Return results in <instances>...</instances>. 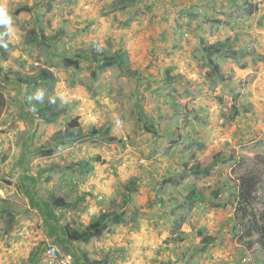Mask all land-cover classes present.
<instances>
[{"label":"crops","instance_id":"crops-1","mask_svg":"<svg viewBox=\"0 0 264 264\" xmlns=\"http://www.w3.org/2000/svg\"><path fill=\"white\" fill-rule=\"evenodd\" d=\"M236 1L241 6L245 0ZM250 1L252 3L256 2V0H248V2ZM227 2L231 6L230 0H227ZM61 6L63 9L66 8L64 2ZM217 7L221 8V5L218 4ZM258 7V12L252 17L248 18L241 14L236 18L230 14L232 20L227 18L221 21L220 24L222 25L215 20L221 13L218 12L214 16L215 13L203 12L206 21L202 23L203 29L199 30L198 38L205 37L202 40H210L214 43L229 39L233 45L236 43V47L239 42L240 44H247L248 41H252L260 47L257 48L254 45L255 50L252 54L247 55L248 58L244 61V66L239 63L231 64V60L222 63L219 66L218 75H222L224 81L220 82L218 77L210 74V69L206 66L204 60V54L193 51L192 48L195 45L191 42L192 31L187 33L188 30H185V28L189 29L190 27L186 23L181 28L183 37L184 35L187 37V34H189L186 39H181L179 33L172 36L173 38L176 36L174 40L181 47L179 50L166 45L172 40V34L167 35L166 40H168L167 43L163 42L164 47L156 49L158 53L154 55L156 56L155 60H157L158 54L164 55H160V59L153 62L155 65L152 69H149V75L142 80V84L137 87L138 82L135 79L133 81L132 76H129V78L127 76L121 77L122 83L119 84L117 89L111 91L112 93L109 91L112 82L106 83L107 80H101L102 74L97 75L95 80L92 79L91 75V72L95 71L98 65L101 64V60L106 53L124 52L128 57V62L133 63L134 68L145 66L146 62L151 63L153 61L154 56L152 55V57L148 56L147 59L145 56L144 59H138L134 51L130 50L129 39L131 37H128L125 31L135 30L136 24L139 23L135 17L132 18V22L127 23L128 27H124L126 18L118 14L101 19L96 18L95 20L82 15L79 16L82 19L77 20L76 12L73 16L66 17L71 23L76 24L75 30L72 31L75 38L72 42L74 52L76 50L84 52L83 55L89 57V61L83 60L79 63V65L84 64L90 68L89 76L92 80L90 82L91 91L89 90L88 93L83 86L76 84V69L56 64L58 59L53 61L51 67H48L49 64L43 63V61H41V64L34 63L32 57L40 56L44 58L45 55L43 54L49 48L53 50L54 53L50 50L52 54H58L63 46L68 48L65 44V40H67L65 36V40L62 37L57 41V38L51 40L44 47L29 45L28 39L32 35V33H29L30 30L35 29L36 33H39L36 26H42L43 29L46 23L44 22L45 19L38 22L36 17L33 20L29 14L21 13L19 18H23L24 21L20 22L17 16L13 18L6 17L15 16V10H13V13L9 9L3 15L0 13V20L4 23L5 29L4 40L10 45L7 49L8 58L4 61L0 59V68L4 73L0 77V82L4 84V97H8L7 100L11 101L8 102L11 105H5L0 115V172L9 175L5 178L0 177V264H43L42 255L46 245H54L61 253L72 255L74 264L97 262L100 264L190 263L185 258L190 257L194 236L185 239L187 234L184 232H188V226H181L179 229V233H183L181 243L173 246L169 244V239L166 243L168 245L158 246L156 237L150 233L152 232L150 224L145 227L148 231H145L138 221L124 224L126 209L137 208L131 203L129 205V201L145 197V191L146 194H149L147 196L150 201L162 200V205L157 203L154 206L160 210L161 214L169 213L166 210L175 208L171 200L173 198L180 199L181 195L184 197L189 192L188 186L195 184L192 180L194 177L191 176L192 173L190 172L187 176H184V179L182 178L180 174L184 169L183 167L192 166L191 160L195 158V153H200L208 148L207 143H203V140L206 138L205 133L209 134L207 131H209L210 126L216 128L218 127L217 124L221 123V127H223L222 123L225 119L229 117L234 119L238 116L236 109L239 108V102L242 98L247 99L250 103L251 119L254 117V120L264 118V61L257 65L252 64L255 57H264V1L262 4H258ZM29 19L33 21L29 22ZM224 22L229 23V25H225ZM22 25L25 27L21 31L15 28ZM206 25L210 26L207 27ZM224 25L226 27H223ZM47 32L43 30L46 38L53 36L52 32ZM246 34L248 38L245 37ZM30 48L32 49L31 54L28 52ZM39 48L41 52H38ZM17 57H27L24 66L16 64L15 61H20L17 60ZM132 57L137 61L132 60ZM201 57L204 58L201 59ZM195 58H198V60ZM38 65L48 67L54 73L56 83L51 94L56 96L59 101L76 102L75 109L72 107L66 115H61L56 122L50 124L41 121L36 111L32 110L33 105L44 99V95L42 96L33 91L29 93L28 87L18 80L19 75L22 73H34L36 70L34 67ZM133 67L131 66V68ZM110 71L114 74L116 70ZM79 72H84V70L80 68ZM11 76H14V80L7 81L3 79ZM168 78L171 80H169L170 82L166 81ZM246 81L249 84L243 87ZM239 83H242V87L236 89ZM136 87L140 93H137V96L133 97L135 100L132 101L130 97L135 91L137 92ZM227 87L232 88L233 95L229 94ZM28 94L29 98L27 99ZM242 94L244 95L242 96ZM227 102L230 109L225 106ZM145 106L147 108H143ZM142 108L146 111L144 112ZM135 111L137 114H143L144 118L142 120L155 119L159 121L155 125H158L162 131L158 133V127H155V135L144 130L141 132L140 130L127 128V122L122 120V116H131ZM225 111H228L229 114L223 113ZM83 117L85 120H92V123L96 125L91 127L90 131L98 129L101 132L99 135L91 136L89 135L90 131L86 133L87 128L84 130L79 127L84 133L82 139L89 137L92 140H101L100 135L107 128L109 129L108 137L122 139L125 142L128 141L131 133L137 135L138 139L135 146L128 150V143L122 145L109 142L104 145L105 142L102 141V146L101 143L98 144V141H96V145L89 150L93 153L89 155L90 158L87 155L86 158L83 155L76 157V153L73 152L75 142L71 144L63 143L61 136L64 134L68 122L74 119L79 121ZM117 119L122 120V127L118 133H116L117 130L116 132L114 130ZM183 119L186 120L187 125L192 127V130L185 132L189 136L184 139L181 132L176 129L177 132H173L174 138L170 139L168 134L174 130L172 126L176 127L178 123H183ZM143 125L144 123L140 127ZM75 130L78 131V129ZM222 132V129L215 131L217 135H220L218 137L219 142L223 139H229L230 134L232 139H235L233 138L235 135L233 131L230 134ZM254 132H258V130L254 129L247 135ZM191 134L194 136H191ZM76 144H78V141H76ZM68 145L72 149H65ZM49 149H56L55 151L62 149L58 161L53 162L55 165L52 166L49 165L51 161L46 159L52 156L55 151L51 155H45ZM143 149L145 154L141 155L144 158L141 159L138 153H143ZM120 150L126 157H123L122 154L119 155ZM156 150L167 153L170 162L164 163L165 161L163 162L156 157ZM36 153H41V156L45 158V161H43L45 166L42 165L40 160L31 161ZM131 153L135 154L132 155ZM93 155L95 157H92ZM96 155L102 156L100 161H97ZM144 161L146 164L144 166L140 164L142 167L138 170V162L142 163ZM169 165L172 166L171 171L176 173L171 176L172 181L170 182L166 181V171H168ZM63 166H72L78 175L86 177L87 185L82 190L86 192L88 198H104L107 201L108 197L114 192L115 185H117L123 188L121 189L124 190L123 192L127 193L125 197H127L128 203L121 205L122 209H113L110 206L102 212L93 209L83 210L79 206H76L79 208V212H76V207L53 209L48 200L49 193L52 190L49 177L54 171ZM112 174L115 175V178ZM162 182H166V185L158 191L157 189ZM128 183H132V191L126 190ZM175 183L178 185L174 186ZM126 185L127 187L124 189ZM14 195L21 197L23 202L18 204L16 200L14 201ZM118 202L114 203L117 204ZM88 204L90 206L91 201ZM193 210L195 212L200 211L197 207ZM113 212H118V214L123 212L121 223H114L112 220L115 217H110L105 226L111 225V228L106 227L103 234L96 240H89L88 242L68 240L66 236L67 226L75 227L78 224L86 226L93 218L96 219L103 213L111 215ZM38 217L40 220H38ZM114 225L116 226L114 227ZM16 228H26L28 230L31 238L26 241L29 245H25L26 248H31L30 252L34 248L35 257H31L32 253L27 256L20 254L19 247L22 241L18 233L14 232ZM189 232L191 233V230ZM13 235H17L16 238ZM183 257H185L184 262ZM204 263L206 264V262ZM190 264H194V262Z\"/></svg>","mask_w":264,"mask_h":264},{"label":"rangeland","instance_id":"rangeland-1","mask_svg":"<svg viewBox=\"0 0 264 264\" xmlns=\"http://www.w3.org/2000/svg\"><path fill=\"white\" fill-rule=\"evenodd\" d=\"M62 2H64V4L66 5L65 9H63L61 6ZM36 4H43V6L41 8L37 7L32 14H29V16H31L33 20L34 17L39 18L40 21L45 19L44 22L46 23L43 27V30L48 31L49 33L52 32L53 35H57L58 36L57 41L62 37L64 40L66 38L67 40H65V42H68L70 45H73L72 42L75 39L73 37L72 31L75 30L76 24L71 23L70 20L66 17L73 16L75 12H76L77 20L82 19L81 17H79L80 15L84 17L94 18L95 20L96 18L101 19L106 16L118 14L126 18L124 27H128L127 23L129 21L132 22V18L135 17L136 21H139V23L136 24L137 27L135 28V30L131 29V30H126L125 32L126 34H128V37H131V39H129L130 40L129 45H131L130 50L134 51V54H136V57H138V59H144V56L147 59L148 56L152 57L156 55L158 53L156 49L164 47L161 38L166 39L167 35L169 34H172L171 37L174 36L173 34H175L179 30L178 28L181 27L180 25L181 24L184 25L187 22L191 23L190 28L189 29L185 28V30H188L187 33L192 31L191 42L192 44L195 45L194 48H192L193 51H199L200 49H203L202 45L214 44V42L210 40H206V41L202 40L205 39V37L203 38L197 37L199 30L201 28L203 29L202 23L206 21V18L203 16L204 11L208 12L209 14L215 13L214 16L217 15L218 12L221 13V15L216 17V19H218L217 21H224L227 18H231L230 14L236 18L242 14L237 10L235 11L229 8V4L227 0H63V1L62 0H29V2L28 0H0V13L1 15H3V13H5L8 9L13 13V10H15L20 5L33 6ZM119 4L122 5V8L121 5ZM218 4L221 5V8L217 7ZM145 7H149L150 10H147ZM196 11L198 12L199 16L197 18H194L191 15ZM62 12L64 13L62 14ZM16 16L19 18L20 14L10 17L6 16V17L13 18ZM19 20L20 22L24 21L23 18H19ZM33 20L29 19L28 21L31 22ZM225 25L228 26L229 23H225ZM225 25L223 27H226ZM206 26L209 27L210 25H206ZM23 27L25 26L24 25L16 26L15 28L18 31H21ZM166 31H168L169 33H167ZM258 33L256 34L258 35ZM188 36L189 34H187V37ZM187 37L184 35V37L181 36V39H186ZM245 37L248 38V35L246 34ZM175 38L172 37V40H170L169 44L166 42L168 39L164 42L167 43L166 45L168 47L171 46L175 47L174 45H177L176 47L178 48V42L174 40ZM230 45L233 48V50L236 51L238 54L236 57H234L233 60H231L232 62L230 63L231 64L239 63L240 65L243 66L245 65L244 61L248 58L247 55L252 54L254 52L255 50L254 45L257 48H260L255 44V42L252 41H248L247 44H240L239 42L237 47H236V43L233 45V43L231 42ZM202 54H204V56L207 58V54L203 53V50H202ZM257 54L260 55L259 53ZM160 55H164V54H158L157 60L160 59ZM211 55L212 58L217 59V56H215L214 54ZM196 59L198 60V58ZM132 60L137 61L134 57H132ZM263 61H264V57H257V58L255 57L254 63L252 64L257 65ZM139 63L140 62L138 61V64ZM132 64L133 63H130V65L133 67ZM154 65L155 64L153 63L149 64L146 62L145 66H137L136 68L134 67L132 68L133 69L132 71L135 70L138 71L137 74L139 75L138 78L140 83L138 82L137 87L141 85L142 80H144L146 76L149 75V69H152ZM80 68L83 69L84 72L76 71V84H80L81 86H83L85 90L89 93V90L91 91L90 82L92 80L91 77L89 76L90 68H88L84 64H81ZM112 73L113 72H111L110 70L101 73L102 74L101 80L102 79L107 80L105 81L106 83L112 82V86L109 88L110 92L114 91V89H117L119 84L122 83L121 77L117 75L115 72L114 74ZM15 77H17V75H15ZM3 79H6L7 81L14 80V76H11L9 78L4 77ZM131 79L134 81L133 77H131ZM246 84H249V82L246 81L243 87H246ZM241 87H242V83H239L236 89H240ZM228 90H229V94L232 95L234 94L232 88H228ZM41 91L44 92V90ZM136 93H140L138 89ZM223 94L226 95L225 93ZM243 95L244 94H242V96ZM7 98L8 97H6L5 99V105H11L8 104V102L11 101L7 100ZM134 100L135 99L132 98V101ZM59 105L60 108L66 107L69 110H71L72 107L73 109L76 108V102L73 103L71 101L68 102L60 101V103H58L57 106ZM225 106L227 109H230V107L228 106V102L225 103ZM143 108H147V106ZM143 108L142 110L145 112L146 110ZM250 110L251 108L249 101L247 99L245 100L242 98L241 102H239V108L236 109V114H238V116L234 119L230 117L225 119L222 123L223 127H221V123H218L217 124L218 127L216 128L210 126L209 131H207V133L209 134L205 133L204 136H206V138L203 140V143L205 144L207 143L208 148L202 150V152L200 153H195V158L191 160L192 165H199L198 163L202 159L208 160L214 156H218V161L216 165L213 166L212 171L209 172L210 174L208 175V177L204 178L201 176L200 177L195 176V174L193 173L191 174V176L194 177L192 178V180L195 183L194 184L195 187H197L196 189H200L204 191L205 197L209 195L210 193L209 189L211 188H219L223 192L232 193L233 188L231 186V183H229V181H231L233 177H239L240 175H244L243 173L245 171H249L248 166L250 165H254V167H256V165L260 164V163L256 164L255 161L264 162V118L260 119V117H258L260 120H254L255 118L254 117L251 119L252 115H250L251 113ZM223 113L229 114L228 111H225ZM140 115L143 116V114ZM133 117H134V112L131 114V116H122L123 118L122 120H125L127 122V127L129 129L132 128ZM74 120L76 121V119ZM122 120L119 121L121 122ZM183 121H184L183 123L182 122L178 123L176 127L172 126L174 130L172 132H169L168 134L170 139L174 138L173 132H177L176 129H178V132H181V134L183 135L182 137H184V139H186L187 136H189L185 132L192 130V127L190 125H187L188 123L186 124L185 119H183ZM145 122H148V124H153L155 127H158L157 129L158 133L162 131L158 125L157 126L155 125L159 121L154 119V120H145L143 122V120H141L140 126L142 123L147 124ZM77 123L81 129L85 130L87 128L86 133L90 131L91 127L96 126L92 123V120H85L84 117L81 120L79 119ZM217 129H222L223 130L222 133H226V134H230L232 133L231 131H233V133L235 134L233 138L235 139L233 140L230 134V138L232 140H229L230 138L229 139L227 138L229 141L227 139H223L219 142L218 137L220 135H217V133H215ZM254 129H257L258 132H254L247 135ZM114 130L116 132L115 127ZM137 130L143 132L142 128H139ZM118 132H120V130L119 131L117 130L116 133ZM191 136L194 135L191 134ZM137 139L138 136L131 133L130 137H128V141L126 142L124 141L125 143H128V148H129L128 150L132 149L135 146ZM96 141H98V144L102 142V140L100 139L92 140V138L89 137L78 140L79 145L76 144L75 141V147L73 149V152L76 153V157L83 155V157L86 158L85 156L87 155V157L90 158L91 156L89 155L93 153L90 152L89 150L96 145ZM167 142L169 141L167 140ZM103 143H101V145ZM106 144L108 143L105 142L104 145ZM65 149H72V147L68 145L66 146ZM54 153L52 156L46 159L48 161H51V163L49 164L51 166L55 165V163L53 162L58 161V158L62 153V149H57V151H55ZM121 154L123 155V157H126V155L120 150L119 155ZM131 154L134 155L135 153H131ZM144 154H145L144 149H143V153L142 152L138 153L141 159H144L141 156ZM96 156L98 158L97 161H100L102 156L101 155H96ZM155 156L161 159V161L163 162L165 161L164 163L170 162L169 155L167 153H164L163 151L160 152L156 150ZM92 157H95V155H93ZM34 160L42 161L41 162L42 165L45 166V163L43 162L45 161V158L41 156V153L40 154L36 153L31 161ZM138 164L139 167L137 166V169L140 170L141 167L144 166L146 163L144 161L142 163L138 162ZM140 164L143 165L141 166ZM70 168L72 169L73 167L72 166L60 167L50 175L49 182L52 184L53 190L56 185L63 182L65 186L63 187L62 190L63 192L60 193L65 194L64 196H67L68 199H71L72 195L74 196L82 195L81 197H83V200L77 205L79 206V208L81 207L83 210L93 209L94 211L98 210L99 212H102V211H106L107 208L110 206H112L113 209H119L121 205L126 204L124 203L125 199L123 197H125L127 193L123 192L124 190L123 191L121 190L123 188L117 185H115V190L112 193V195L108 197L107 201H105L104 198L101 199H96L97 197L96 198L92 197L91 199L88 198L86 192L82 190L83 187L87 185L86 177L80 174L79 176L74 168L72 170L75 173L70 172L69 170ZM256 168L259 169L260 165L257 166ZM232 170H234L233 175L230 174L233 172ZM7 176L9 175H6L4 173L2 174L0 172V177L5 178ZM112 176L114 177L115 175L112 174ZM262 177L264 178V175H262ZM129 184L130 183H128V185ZM126 187L127 185L125 186L124 189H126ZM144 193H145L144 194L145 197L139 198L138 200L129 201V205L131 203L137 206V208L135 209L133 208L132 210L126 209L124 224L127 223L130 224V223H134L135 221H138L143 226V229L145 231H148V229L145 227L150 224L152 226L150 227L152 231L150 233H152V235L156 237L158 246L168 245L166 244L168 243L167 242L168 239H174L173 241L169 242V244L173 246H176L177 244L181 243L180 240L178 242L175 241L177 238H183L181 237L183 233H179L180 232L179 229L181 226H188L189 227L188 232L187 233L184 232L185 234H187L185 239L187 240L188 238L194 236L193 238L194 244H191V247L193 248L192 251L190 250L191 253L190 257H186V258L183 257V259L184 258L188 259L190 263L199 262L202 259L205 260L207 258L206 251L208 250V255L211 257V261L205 260L206 264H264V252L261 255L260 263H258V259H260V257L256 256L255 254H248L246 249H244L241 246L238 238L239 231L232 229L231 226L232 223L228 225L226 224L229 218L232 216L229 207L220 209V208L210 207V205L205 203L199 212L197 211L194 214L188 213V215L186 216V221L177 229L176 219L180 215L178 213H181L180 210L177 208L176 210L174 208H170L171 210H166L169 213L171 212L170 214L169 213L161 214L160 210L157 207L154 208L148 207L149 194H146V191ZM222 196H224V193L221 195V197ZM13 200L14 201L16 200L18 204H21L23 202L21 200V197H19L18 195H14ZM89 201H91L90 206L88 204ZM114 202H118V203L115 204ZM260 206L261 209L258 206L259 210H261L262 214H264V201L263 203H260ZM79 208L76 207V212H79ZM173 210H175L174 214H173ZM94 219L95 218H93V220ZM38 220H40L39 217ZM115 226L116 225H114V227ZM106 227L111 228V225L110 226L107 225ZM16 229H20V228H16ZM189 230H191V233L189 232ZM199 233L200 235H198ZM13 236L16 238L17 235H13ZM203 237H207V239L210 238L213 240L210 244H208V246L205 247V251L201 249L203 246L202 244ZM29 238H31V236H29L27 239L20 238L22 244L20 245L19 249H20V254L23 256L24 255L27 256L29 255V253L35 252L34 248L32 249L31 252H30L31 248H26V245H29L28 242H26ZM92 240H96V238H93ZM34 247H36V245H34ZM185 259L183 260V262L185 261Z\"/></svg>","mask_w":264,"mask_h":264},{"label":"trees","instance_id":"trees-1","mask_svg":"<svg viewBox=\"0 0 264 264\" xmlns=\"http://www.w3.org/2000/svg\"><path fill=\"white\" fill-rule=\"evenodd\" d=\"M236 0H230L229 8L232 10L241 11L242 15L245 17H252L254 14L258 12V1L255 3H252L251 1L248 2V0L243 1V4L239 6V3H237ZM121 5V4H119ZM43 4H37L33 5L31 7H27L26 5H20L15 9L14 14L19 15L21 13H27L30 14L34 12V10L37 7H42ZM122 8V5H121ZM147 10H150L149 7H145ZM194 18H197L199 14L197 12L192 13L191 15ZM217 23H221V21H217L218 19H215ZM37 21L40 22L39 18H37ZM178 31L174 34H181V28L183 24L180 25ZM187 26L190 27L191 23L187 22ZM36 29L39 30V33H36L35 29L30 30L29 33H32L34 36H30L31 38L28 39L29 45H35V46H41L44 47L48 45V43L51 40H55L58 38L57 35H53L52 37H45L43 34L42 26L37 25ZM168 33V32H167ZM5 35V29H4V23L0 20V36L2 38V41L0 42V59L2 61L6 60L8 58L7 56V49L10 47V45L4 40ZM61 35V34H59ZM162 41H166V39L161 38ZM230 40H224L222 42H216L212 45H202L203 49H198L200 54L203 53L207 54V58L201 57V59L204 58L206 62V66L210 69V74L218 77L219 81H224L222 75H218L219 73V65L222 63H225L227 60H233L234 57H236L238 54L236 51L233 50V48L230 45ZM66 47H61L58 54H52L54 53L52 49H48V51H45L43 55L44 58H41L40 56H34L32 57L34 59V63L41 64V61L43 63H47L48 67H51L53 61L55 59H58L56 64H62L64 67H72L76 69V71L80 70L79 63L83 60L89 61V57L83 55L84 52H74L73 46L70 45L68 42H65ZM69 44V46H68ZM172 46L173 49L179 50L181 47L178 45ZM50 50L52 53H50ZM59 50V49H57ZM29 54L32 53V49H28ZM38 52H41V49H38ZM214 54L217 56V59L212 58V55ZM22 58V59H21ZM27 57H17V60L15 61L17 65L24 66L26 63ZM156 56L153 57V61L151 63L155 62ZM196 59V58H195ZM95 61V60H91ZM127 63V65H126ZM125 64V65H124ZM150 64V63H149ZM130 63L128 62V57L124 52L121 51H115L113 53H106L105 56L101 60V64L98 65V68H96L95 71L91 72L92 79H97V75L101 74L102 72L106 70H116L115 73L119 75L120 77L129 78V76H132L135 81L139 82L137 70L132 71V68L130 67ZM48 67H41V66H35L36 69L34 73H22L18 77V80L26 85L28 87V92L31 93L37 92L40 95H44V99L41 101L39 100L37 104L33 105V111H36L41 121L50 124L57 121L61 115H64L69 110L66 107L60 108V105L57 106L60 101L56 96H54L52 93V89L54 88V85L56 83V79L54 77V73L49 70ZM9 73V72H8ZM4 75L3 71L0 68V76L2 77ZM170 79H166V81H169ZM137 89V87H136ZM41 90H44L41 91ZM4 84L0 82V115L2 113V110L5 107V99L4 98ZM47 92V94H45ZM49 92V93H48ZM47 95V96H46ZM137 96V93L135 91L134 94L130 97L132 99L134 96ZM29 98V94L27 96V99ZM141 113L137 114V112H134L133 117V123H132V130H137L139 128H142L146 132H150V134H155L156 130L154 129L155 126L153 124H148V122H145L147 124H144L142 127L140 126L141 120L144 118L140 115ZM145 120H143L144 122ZM66 129L64 134L61 136L63 143H73L75 141H78L83 138L84 133H82L81 129L79 128V125L77 123V120H72L66 124ZM73 128V129H72ZM128 128V127H127ZM148 128V129H147ZM75 129H78L76 131ZM101 130L98 129H92L89 132V135L95 136L99 135ZM153 132V133H152ZM109 129H106L104 133L101 136V140L103 142L109 143V142H116L120 143L122 145L125 144V142L122 139H117L115 137H108ZM156 135V134H155ZM193 145V144H192ZM56 149H49L46 151L45 155H51ZM197 151V149H195ZM230 159V158H229ZM184 160V158H183ZM218 161V156H214L208 160H200L198 163L199 165H192L190 167L184 166L183 171L181 172V176L184 179V176H187L188 173H193L195 176H201V177H208L210 174L209 172L212 171V168L214 165H216ZM256 164L260 165V168L257 169L256 167L259 165H250L248 166L249 171H245L243 174L239 177H233L229 183H231V186L233 188V192H223L219 188H211L209 189V195L205 197L204 191L202 190H196L195 185H189V192L184 197L178 199L173 198L171 200V203L176 208L180 210L181 213L176 219L177 229L186 221V216L189 214H194L195 210L194 208L199 210L202 209L203 205L206 203L210 205V207L214 208H225L229 207L231 210V217L229 218L228 222L226 223L231 224L233 230L239 231L238 238L240 241L241 246L246 249L248 254H255L256 256H259L260 259H258V263H260L261 255L264 252V214H262V211L259 210V207L261 209L260 203H263L264 201V178L262 175H264V162L263 161H255ZM155 163V162H154ZM73 169V168H72ZM71 168L69 169L70 172L75 173ZM168 171H166V181L170 182L172 181L171 176L173 174H176L172 170V166L169 165L167 168ZM245 169V168H244ZM233 172L230 173L231 175L234 174ZM72 178V177H71ZM166 185V182H162L160 184V187L157 189L158 191L163 188V186ZM178 184L175 183L174 186H177ZM65 184L63 182L59 183L54 187H52L51 192L49 193L48 200L51 205V207L55 210L63 209V208H71L76 207L82 200L83 197L81 196H74L72 195L71 199H68L67 196H64L65 194H61L60 192H63V187ZM222 188V187H221ZM225 189V188H224ZM127 191H132L133 186L132 183H130L126 189ZM197 192H196V191ZM182 191V189H181ZM224 193V196L221 197V195ZM127 197L124 199V203H127L126 200ZM159 203L162 205V200L157 201H148V207H154L155 204ZM259 206V207H258ZM121 209L123 207H120ZM174 214V210H173ZM115 217L112 221L116 224H120L123 212L118 214V212H113L111 215L108 213H103L99 215L96 219L91 221L88 225L83 226L82 224H78L75 227H66V236L68 240L73 242H88L92 238H98L100 237L104 230H105V224L108 221L110 217ZM82 227V228H81ZM169 240V239H168ZM174 239H170L168 242L173 241ZM182 241V238H177L175 241ZM213 240L207 237H203L202 239V250L205 251V247L208 246ZM207 258L205 260L211 261V257L208 255V250L206 251ZM36 252L32 253L31 257H35ZM204 259H202L199 262H195L194 264H204ZM203 261V262H202ZM257 261V259H256ZM202 262V263H200ZM91 264H100V263H91Z\"/></svg>","mask_w":264,"mask_h":264},{"label":"built area","instance_id":"built-area-1","mask_svg":"<svg viewBox=\"0 0 264 264\" xmlns=\"http://www.w3.org/2000/svg\"><path fill=\"white\" fill-rule=\"evenodd\" d=\"M259 3L263 0H257ZM117 130L121 129V122L117 120L115 122ZM28 231H24V235H28ZM44 264H74L73 259L68 254H61L54 246H47L44 252Z\"/></svg>","mask_w":264,"mask_h":264},{"label":"clouds","instance_id":"clouds-1","mask_svg":"<svg viewBox=\"0 0 264 264\" xmlns=\"http://www.w3.org/2000/svg\"><path fill=\"white\" fill-rule=\"evenodd\" d=\"M257 1V0H256ZM263 2V1H262ZM261 3V2H260ZM37 5V4H36ZM117 121V120H116ZM114 127H115V125H114ZM116 128V127H115ZM117 130V129H116ZM28 231L26 228H24V229H15L14 230V232H16V233H18V235L22 238V239H27V237H29L30 235L28 234V235H24V231ZM93 239V238H92ZM91 239V240H92ZM47 246H54V245H46L45 246V248H44V250H43V255H42V261H43V264H44V252H45V249H46V247ZM55 247V246H54ZM56 248V247H55ZM57 249V251L59 252V253H61L59 250H58V248H56ZM61 254H63V253H61ZM68 255H70V254H68ZM71 257H72V255H70ZM72 259H73V257H72ZM74 262V261H73Z\"/></svg>","mask_w":264,"mask_h":264}]
</instances>
